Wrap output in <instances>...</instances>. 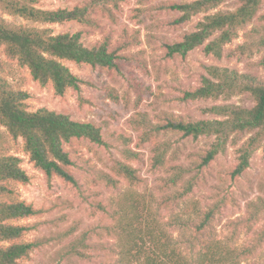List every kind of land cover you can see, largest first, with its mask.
<instances>
[{
  "label": "trees",
  "instance_id": "1",
  "mask_svg": "<svg viewBox=\"0 0 264 264\" xmlns=\"http://www.w3.org/2000/svg\"><path fill=\"white\" fill-rule=\"evenodd\" d=\"M60 1V0H58ZM123 0H88L72 9H42L39 0H0V10L14 18H21L34 24L63 25L78 23L84 27L101 29L95 19L99 15L112 23L118 20ZM149 3L154 0H141ZM232 0H191L190 2H165L157 6L159 12L179 13L169 25L179 27L203 15L196 30L185 33L179 42L164 45L168 58L182 57L197 48L203 47L207 56L221 60L251 58L264 51V35L256 38V29L250 32V38L243 44L225 53L226 47L240 37L255 19L264 21L259 16L263 0H237L234 10L215 11L224 3ZM215 11V12H213ZM137 16L142 10H137ZM259 16V17H258ZM84 31L56 34L51 28L15 24L0 19V49L6 58L16 62L29 71L34 81L42 87L51 84L55 94L64 97L69 90L80 92L81 80L66 62L78 66L89 65L108 71H120V63L127 56L122 53L138 45L139 35L135 32L122 36L121 42L114 44L112 35L107 34L103 41L93 47L83 41ZM264 69V56L259 61ZM207 75L202 77L201 85L183 92L181 100H226L238 95H249L254 101L250 108L232 104L214 105L205 108L204 114L215 116L212 119L187 121L175 114L162 112L153 122L150 115L137 112L131 119L133 128L140 132V142L153 145L152 167L174 171L163 179L164 189L171 190L183 181L187 170L180 166L167 165L172 145L161 140L163 136L175 134L183 139L213 137L210 148L201 156L197 169H205L226 151L227 144L236 145L238 140L251 135L238 150V164L230 172V178L236 180L250 167L253 154L260 148L264 150V81L251 74H242L237 70L210 65ZM110 97L118 101L119 97L112 89ZM30 94L15 90L0 76V127L17 141L21 139L23 151L37 169L41 170L48 182L54 178L79 188V181L73 174L74 161L72 152H77L79 145L88 141L103 145L104 139L100 127L91 122L73 120L69 115L46 108L29 111L27 101ZM0 134V143L2 141ZM123 155L126 161H118L112 168L113 176L103 174L101 180L111 188H118L120 180L130 186H137L142 179L129 162L139 159V152L130 148L132 139L122 136ZM23 160L14 155L0 154V264H18L30 259L38 247L36 242L23 241L25 236L36 229L37 225L18 224L19 221L42 214V210L20 200L16 193L17 185L30 182V176L22 168ZM194 183L186 181L184 190L165 195L159 202L160 208L176 209L185 204L193 191ZM140 195L130 191L125 194L127 204L121 210H114L113 216L119 218L114 230L121 235L122 253L127 257L126 264H245L254 257L264 245V227L256 234L252 244L236 246V241L245 227L251 232L254 221L264 213V201L251 209L249 218L230 222V236L220 238L214 227L218 213L214 207L203 211L190 207L175 216L170 225L181 226V236L175 239L151 210L148 201L142 202ZM120 216V217H118ZM108 233L110 230L105 229ZM73 229L58 237H67ZM88 232L67 245L62 253L63 260L73 256L86 258V240ZM258 264V263H255Z\"/></svg>",
  "mask_w": 264,
  "mask_h": 264
},
{
  "label": "rangeland",
  "instance_id": "2",
  "mask_svg": "<svg viewBox=\"0 0 264 264\" xmlns=\"http://www.w3.org/2000/svg\"><path fill=\"white\" fill-rule=\"evenodd\" d=\"M88 0H39L42 9L58 8L72 9ZM190 2L191 0H154L142 3L141 0H123L121 11L117 13L116 23L110 22L99 15L101 29L84 27L78 23L63 25L34 24L21 18H14L0 10V19L15 24L48 27L56 34L84 31L83 41L93 47L103 41L107 34L112 35L114 44L122 40L125 32L139 35V43L122 53L127 56L120 63V71H108L102 68H92L89 65L78 66L66 62L65 65L81 80V91L69 90L64 97L55 94L51 84L42 87L34 81L29 71L21 68L16 62L9 61L0 49V76L15 90L30 94L27 101L29 111L46 108L58 113L69 115L73 120L91 122L102 130L103 145L88 141L82 142L77 152H72L74 161L73 174L79 181V188L66 184L59 178L48 182L45 174L29 161L23 151V141H14L4 128L0 127L2 141L0 154L14 155L23 160L22 168L30 176V182L17 185L16 193L20 200L42 210V214L21 220L18 224L37 225L29 232L23 241L36 242L38 247L27 261L18 264H126L127 257L122 253L121 235L114 230L118 221L113 216L114 210H121L126 204L125 194L134 192L140 195L142 202L148 201L151 210L161 221L168 233L175 239L181 236V226L173 227L171 220L188 209L187 216L197 210L216 208L218 213L214 221L215 230L220 238L230 236V222L250 217L251 209L264 201V150L258 149L252 156L250 167L236 180L230 178V172L238 164L239 148L250 138L246 135L234 145L231 140L226 151L205 169L198 170L201 156L210 148L213 137H192L183 139L179 135L169 134L161 140L172 145L167 165L180 166L187 170L183 181L171 190L164 189L162 181L172 175L166 168L154 169V156L151 143L140 142V132L131 124V119L137 112L150 115L153 122L162 112L175 114L187 121L212 119L215 116L204 114L203 110L217 104H232L250 108L254 105L249 95H238L229 100L221 97L218 100H199L184 102L183 92L201 85L203 76L207 75L206 67L216 65L237 70L242 74H251L264 81V69L259 66L264 51L251 58L238 60L223 58L218 60L207 56L203 47L190 52L186 58H168L164 47L167 43L182 40L185 33L196 30L203 15L179 27H173L168 22L180 14L169 11L159 12L157 6L165 2ZM237 0L221 5L215 11L234 10ZM137 10L143 12L138 15ZM213 11V12H215ZM264 15V0L259 16ZM258 16V17H259ZM256 29V38L264 35V21L257 19L240 33V37L226 47L231 49L245 43L250 38V32ZM112 89L119 97L115 101L110 97ZM122 136L132 139L130 148L139 152L138 160L129 163L137 169L142 181L137 186H130L125 180H120L118 188H111L101 180L103 174L114 175L113 166L118 161H126L123 155L124 143ZM194 183L192 193L185 198V204L173 209L160 208V200L167 194H175L184 190L186 181ZM120 217V216H118ZM264 227V213L259 220L254 221L251 232L245 227L236 241V246L243 247L252 244L253 238ZM108 228L110 233L105 229ZM73 229L67 237H58ZM119 232V230H117ZM88 232L85 259L73 256L71 260H63L61 251L70 243L78 240ZM264 264V245L245 264Z\"/></svg>",
  "mask_w": 264,
  "mask_h": 264
}]
</instances>
